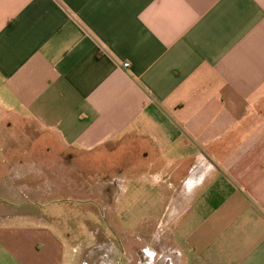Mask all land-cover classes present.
<instances>
[{"label":"crops","instance_id":"0c3cea01","mask_svg":"<svg viewBox=\"0 0 264 264\" xmlns=\"http://www.w3.org/2000/svg\"><path fill=\"white\" fill-rule=\"evenodd\" d=\"M35 125L122 157L120 245L67 239ZM0 264H264V0H0Z\"/></svg>","mask_w":264,"mask_h":264},{"label":"rangeland","instance_id":"374dc122","mask_svg":"<svg viewBox=\"0 0 264 264\" xmlns=\"http://www.w3.org/2000/svg\"><path fill=\"white\" fill-rule=\"evenodd\" d=\"M35 128L36 148L38 149L43 144L50 149V153L46 155L44 162L50 165L53 170L46 172L45 175L46 177L50 175L49 177L52 178L53 191L57 193L56 198H68L57 211V213L59 211L62 213L64 219L62 221L64 224H62L66 227L64 231L68 233L67 239L74 244L76 242L80 243L81 240H87L84 244V257L90 260L91 255L97 252V247L107 249L106 243L108 241L120 245L118 237L110 234L107 229L110 214H107L106 202L108 199H111L113 184L120 185L123 182V179L120 181L117 178L115 181L111 177L114 173H107L108 165L114 166L118 164L119 161H122V157L117 154H108V150H105L104 154L101 155L70 150L66 152L65 146H63L55 134L43 132L37 125H35ZM37 158L43 160V156H37ZM43 176V173H38L37 179H43ZM120 194L122 195V192ZM121 195L115 197L114 205L112 204V207H116L117 210L121 206L119 204L120 198L121 201L123 198ZM119 224L121 228L124 227L125 222L120 219ZM77 227L80 230L73 231ZM92 232H97L98 235L93 237ZM105 233H109L110 235L106 236Z\"/></svg>","mask_w":264,"mask_h":264},{"label":"built area","instance_id":"2783aa9c","mask_svg":"<svg viewBox=\"0 0 264 264\" xmlns=\"http://www.w3.org/2000/svg\"><path fill=\"white\" fill-rule=\"evenodd\" d=\"M122 66H123L124 68H127V67L129 66V63H128V62H124V63L122 64Z\"/></svg>","mask_w":264,"mask_h":264}]
</instances>
